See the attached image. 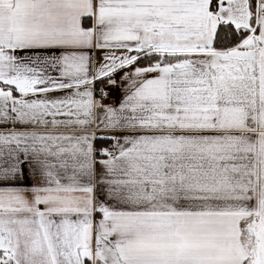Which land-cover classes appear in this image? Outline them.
Returning <instances> with one entry per match:
<instances>
[{"label":"snow or ice","instance_id":"obj_1","mask_svg":"<svg viewBox=\"0 0 264 264\" xmlns=\"http://www.w3.org/2000/svg\"><path fill=\"white\" fill-rule=\"evenodd\" d=\"M0 264H264V0H0Z\"/></svg>","mask_w":264,"mask_h":264}]
</instances>
